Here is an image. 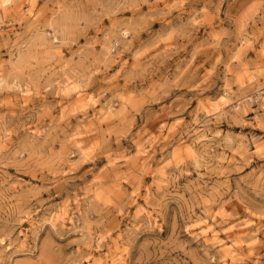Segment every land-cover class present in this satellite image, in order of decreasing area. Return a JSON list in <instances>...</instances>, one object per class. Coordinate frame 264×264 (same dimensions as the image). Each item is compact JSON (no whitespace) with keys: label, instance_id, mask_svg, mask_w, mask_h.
<instances>
[{"label":"rangeland","instance_id":"rangeland-1","mask_svg":"<svg viewBox=\"0 0 264 264\" xmlns=\"http://www.w3.org/2000/svg\"><path fill=\"white\" fill-rule=\"evenodd\" d=\"M1 1L0 264H264V0Z\"/></svg>","mask_w":264,"mask_h":264},{"label":"bare ground","instance_id":"bare-ground-1","mask_svg":"<svg viewBox=\"0 0 264 264\" xmlns=\"http://www.w3.org/2000/svg\"><path fill=\"white\" fill-rule=\"evenodd\" d=\"M2 1L0 0V8H1V6H2ZM33 6V5H32ZM31 6V7H32ZM29 10L31 11V8H29ZM0 22H1V20H0ZM52 31H53V39H57V30L55 29V28H53L52 29ZM75 87V86H74ZM83 87V86H82ZM82 87H78V89L75 91V93H76V96H77V99H76V102L77 103H79V104H81V105H84V101L86 100V94H84V89L82 88ZM76 89V88H75ZM89 99V98H88ZM91 99V98H90ZM75 143H76V146H77V148L79 149V152H81V153H84V151H85V146L82 144V140L81 139H77L76 141H75ZM189 147V146H188ZM191 147V146H190ZM189 147V148H190ZM195 151V150H194ZM173 153V152H172ZM189 154V153H188ZM195 157V156H194ZM196 158V157H195ZM197 159V158H196ZM195 160V159H194ZM53 215V214H52ZM53 220H57V217L54 215V217H53V219L50 221L52 224L54 223V221ZM213 224L211 223L207 228H209L210 226H212ZM214 225H215V223H214ZM205 229L204 230V232H203V234H206L207 232H208V229ZM214 232V231H213ZM215 232H216V230H215ZM206 238V237H205ZM212 238V237H211ZM217 239V238H216ZM208 241V240H207ZM213 241V240H212ZM216 242H221V239L219 238V239H217L216 240ZM227 249V248H226Z\"/></svg>","mask_w":264,"mask_h":264}]
</instances>
